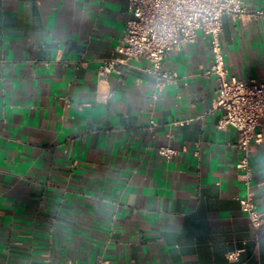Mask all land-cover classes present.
<instances>
[{"label": "crops", "instance_id": "0c3cea01", "mask_svg": "<svg viewBox=\"0 0 264 264\" xmlns=\"http://www.w3.org/2000/svg\"><path fill=\"white\" fill-rule=\"evenodd\" d=\"M128 18L125 0H0V264H264L209 41L166 57L163 88L146 60L101 81ZM221 40L229 75L264 83V15L224 17ZM250 163L264 214V143Z\"/></svg>", "mask_w": 264, "mask_h": 264}, {"label": "built area", "instance_id": "2783aa9c", "mask_svg": "<svg viewBox=\"0 0 264 264\" xmlns=\"http://www.w3.org/2000/svg\"><path fill=\"white\" fill-rule=\"evenodd\" d=\"M125 1L129 18L124 34L115 50L116 57L102 60L98 68L99 79L106 80L112 74L121 76L122 67L146 60L150 66L145 71L158 80V88H163L176 78L175 74L163 72L166 57L196 43L202 34L209 41L213 54V64L207 74L215 76L218 83L215 107L224 112L218 128L231 127L239 132L237 147L241 157L237 168L248 188L246 195L239 200L241 209L251 225L260 228L264 214L258 210L251 190L253 169L250 156L254 145L264 143V134L259 131L260 119L264 116V83L256 78L239 79L229 75L221 34L224 17L233 20L257 18L264 15V11L249 8L244 0ZM108 99L109 95L98 94V102ZM158 153L167 160L179 154L171 147L159 148ZM240 252L229 254L228 259L237 260ZM97 264L109 262L100 260Z\"/></svg>", "mask_w": 264, "mask_h": 264}]
</instances>
